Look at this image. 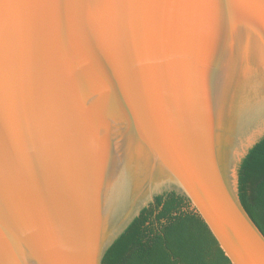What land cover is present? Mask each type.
I'll return each instance as SVG.
<instances>
[{
    "label": "water",
    "instance_id": "water-1",
    "mask_svg": "<svg viewBox=\"0 0 264 264\" xmlns=\"http://www.w3.org/2000/svg\"><path fill=\"white\" fill-rule=\"evenodd\" d=\"M263 137L264 0H0V264H102L169 193L264 264Z\"/></svg>",
    "mask_w": 264,
    "mask_h": 264
},
{
    "label": "trees",
    "instance_id": "trees-1",
    "mask_svg": "<svg viewBox=\"0 0 264 264\" xmlns=\"http://www.w3.org/2000/svg\"><path fill=\"white\" fill-rule=\"evenodd\" d=\"M239 198L264 235V137L238 169ZM102 264H231L191 203L158 196L107 251Z\"/></svg>",
    "mask_w": 264,
    "mask_h": 264
}]
</instances>
